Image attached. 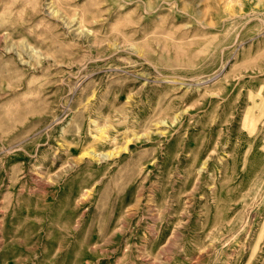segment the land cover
<instances>
[{
	"label": "rangeland",
	"instance_id": "1",
	"mask_svg": "<svg viewBox=\"0 0 264 264\" xmlns=\"http://www.w3.org/2000/svg\"><path fill=\"white\" fill-rule=\"evenodd\" d=\"M0 264H264V0H0Z\"/></svg>",
	"mask_w": 264,
	"mask_h": 264
},
{
	"label": "bare ground",
	"instance_id": "2",
	"mask_svg": "<svg viewBox=\"0 0 264 264\" xmlns=\"http://www.w3.org/2000/svg\"><path fill=\"white\" fill-rule=\"evenodd\" d=\"M132 138V137H131ZM126 145V144H125ZM104 154V153H103ZM111 154V153H110Z\"/></svg>",
	"mask_w": 264,
	"mask_h": 264
}]
</instances>
